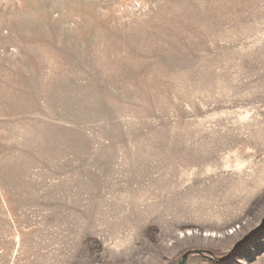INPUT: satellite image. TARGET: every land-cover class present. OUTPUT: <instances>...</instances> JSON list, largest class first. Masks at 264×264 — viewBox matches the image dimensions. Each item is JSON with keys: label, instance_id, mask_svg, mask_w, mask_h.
I'll use <instances>...</instances> for the list:
<instances>
[{"label": "rangeland", "instance_id": "1", "mask_svg": "<svg viewBox=\"0 0 264 264\" xmlns=\"http://www.w3.org/2000/svg\"><path fill=\"white\" fill-rule=\"evenodd\" d=\"M262 63L264 0H0V264H264Z\"/></svg>", "mask_w": 264, "mask_h": 264}, {"label": "water", "instance_id": "2", "mask_svg": "<svg viewBox=\"0 0 264 264\" xmlns=\"http://www.w3.org/2000/svg\"><path fill=\"white\" fill-rule=\"evenodd\" d=\"M187 257H188V254H186V255L183 257V259H182V261L180 262V264H186V262H187Z\"/></svg>", "mask_w": 264, "mask_h": 264}, {"label": "bare ground", "instance_id": "3", "mask_svg": "<svg viewBox=\"0 0 264 264\" xmlns=\"http://www.w3.org/2000/svg\"><path fill=\"white\" fill-rule=\"evenodd\" d=\"M263 55V54H262ZM262 55H259V56H262ZM260 59V58H259ZM261 60H262V58H261ZM253 61H254V59H253ZM256 63V62H255ZM261 63V62H260ZM259 64V63H258ZM262 64H264V63H262ZM253 65V64H252ZM254 68V67H253Z\"/></svg>", "mask_w": 264, "mask_h": 264}]
</instances>
